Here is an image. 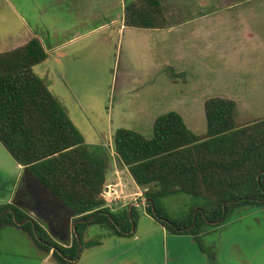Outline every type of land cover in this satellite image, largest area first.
Returning <instances> with one entry per match:
<instances>
[{"label": "rangeland", "instance_id": "1", "mask_svg": "<svg viewBox=\"0 0 264 264\" xmlns=\"http://www.w3.org/2000/svg\"><path fill=\"white\" fill-rule=\"evenodd\" d=\"M54 1L0 0V53L34 36L49 38L44 20L50 29H72L70 17L51 12ZM110 1L112 11H104L105 4L91 0V35L75 36L88 31L84 25L70 30L59 44L62 49L51 52L52 58L35 72L49 81L87 143L110 150L111 173L118 165L114 135L120 128L150 139L156 118L176 111L190 130L202 135L207 132L205 102L217 97L237 103L236 119L242 124L264 119V0H162L171 28L120 34L119 25L99 27L109 24L108 17L130 0ZM122 175L130 187L126 193L133 195L137 185L127 171ZM10 195L28 215L59 225L58 214L43 205L36 182L19 170L0 143V204ZM128 200L129 205L144 202ZM162 202L174 219L198 206L188 195ZM145 206L137 208L133 237L118 236L107 226H90L75 264H264V209L236 213L226 224L211 228L202 251L190 236L171 235ZM45 256L26 233L0 228V264H55L52 259L44 263Z\"/></svg>", "mask_w": 264, "mask_h": 264}, {"label": "trees", "instance_id": "2", "mask_svg": "<svg viewBox=\"0 0 264 264\" xmlns=\"http://www.w3.org/2000/svg\"><path fill=\"white\" fill-rule=\"evenodd\" d=\"M129 27L166 29L162 0H132L125 8ZM49 58L39 37L0 53V143L32 180L65 205L74 218L71 244L61 245L38 221L15 204H0V228L26 233L55 264H75L87 229L107 226L114 234H136L138 207L112 210L103 192L113 157L105 146L89 145L66 107L35 67ZM207 132L197 135L183 116L170 111L156 118L154 136L120 128L114 152L144 190L147 213L171 235L191 236L206 251L203 237L236 213L264 209V119L242 124L237 103L205 102ZM188 195L198 206L172 218L163 199ZM247 209V210H246ZM82 254V253H81Z\"/></svg>", "mask_w": 264, "mask_h": 264}, {"label": "crops", "instance_id": "3", "mask_svg": "<svg viewBox=\"0 0 264 264\" xmlns=\"http://www.w3.org/2000/svg\"><path fill=\"white\" fill-rule=\"evenodd\" d=\"M100 1L103 4H105L103 6H107L106 8H103L104 11H112V6L110 4V2H111L110 0H100ZM130 1H132V0H130ZM127 4H128V2L126 1V4L124 6H122L121 10H119V12H116V13L113 14L115 16L111 15V16L108 17V20L110 21L109 24L104 25V26L99 27V28L101 29V28H103L105 26L107 28H115L117 25H119V29H118L119 34L123 33V32H126L128 29H137V30H144V31H149V32H151V31H161V30H166L167 29V28L166 29H142V28H135V27L127 26L126 22H125V8H126ZM52 5H53V9H51V12H52V10L56 9L60 14L62 13L63 15L70 17L69 19L71 20L72 24H74L75 26L72 27V29H69V28H66V27H64V28H62V27H52V29H50L48 24H47V20L43 21V25L45 27V31L48 32V33L50 32L49 33V38H47L45 35H43L41 37H39V36H34V37H39L41 39V41H42L43 45L45 46L46 51H47V53L49 55V58L44 63H47L52 58L51 57V52H54L55 50L62 49V44L61 45H59V44L62 42V37H64L69 32H72L70 30L74 31L77 28H79L81 25H84V27L86 26L87 28H89L88 31H81V32L78 31V32L75 33V36L80 37V36H85V35H91V27H90L91 26V13L93 11H95V10L92 11L91 0H56V1H54V4H52ZM98 11H99V14L105 16V14L101 10H98ZM51 15L53 16L52 13H51ZM93 17H95V16H93ZM167 17H168V13H167ZM168 21H169V18H168ZM172 25L173 24L170 25V23H169V27L168 28H171ZM99 28H97V29H99ZM112 33H113V31H112ZM246 36L249 37V38L252 37V35L249 34L248 32L246 33ZM29 41H27L26 43H24L21 46H24ZM21 46H19V47H21ZM16 48H18V47H16ZM47 82H49V81H47ZM49 87H50V85H49ZM66 109H67V111L69 113V109L67 107H66ZM18 168H19L20 171H24V173L27 174L30 177V175L28 174V172L26 171V169L24 167L18 165ZM125 171H127V173H129V171H128V169L126 167H121L118 164L116 169L114 171H112V173L109 172L108 183L109 182H114V183H118V184H121V185H127L128 188H130L129 184L124 182L122 180V177H121V176H123L122 174ZM30 179L32 180L31 177H30ZM36 187L38 189H40V191H41L43 205L44 206L47 205L49 208L53 209V212H56L58 214L57 215L58 218H56L55 222L57 221L59 223V225H57L58 228L55 226L56 223L55 224L52 223V225H50L51 223H50L49 220L44 219L43 217H41V216H39L37 214H34V213H32V215H30L31 219H34L35 221H38L43 227H45L46 230L48 231L50 237L54 240V242H56L58 244H61V245L71 244L72 240H73V232H74V224H73L74 218L72 217L71 212L69 211V209H67V207H65V205L60 203L47 190L41 188V186L39 184L36 183ZM137 188H138V190L134 194L138 195V196H140V195L144 196V190L142 188H140L138 185H137ZM126 195H132V194H128L127 193ZM13 196L14 195H10V196L6 197L5 198V202L2 203V204H15V202H14L15 199H13L14 198ZM140 200H142V199H140ZM139 203H141V201H139ZM130 205H132V204H130ZM134 205H135V203H133V206ZM17 206L20 207L22 210H24L26 213L29 212L25 208H22L19 205H17ZM52 219H55V218L53 217ZM57 219H60V220H57ZM214 230L215 229H213V231ZM211 232H212V230L208 231L206 233V235L210 234ZM174 236H178V235H174ZM191 238L194 240L193 237H191ZM195 243L196 242L194 240L193 244H195ZM51 255H52V253L47 255V256H45V258L43 259V262L45 263L46 261H48L51 258Z\"/></svg>", "mask_w": 264, "mask_h": 264}, {"label": "built area", "instance_id": "4", "mask_svg": "<svg viewBox=\"0 0 264 264\" xmlns=\"http://www.w3.org/2000/svg\"><path fill=\"white\" fill-rule=\"evenodd\" d=\"M126 190H129L127 185H121L118 183L108 184L103 192V198L106 202V206L112 210H116L117 206L122 204V202H124L126 206H128L129 203H127V201H129L128 199H131V197L133 202H137L139 199L144 200V196L142 195H126ZM125 204L122 207H126Z\"/></svg>", "mask_w": 264, "mask_h": 264}, {"label": "water", "instance_id": "5", "mask_svg": "<svg viewBox=\"0 0 264 264\" xmlns=\"http://www.w3.org/2000/svg\"><path fill=\"white\" fill-rule=\"evenodd\" d=\"M148 201L147 200H145L144 202H142V203H138V204H135L133 207H139V206H143V205H146V203H147ZM81 252H82V249H81V246H80V249H79V254H78V258H77V260L80 258V256H81Z\"/></svg>", "mask_w": 264, "mask_h": 264}]
</instances>
